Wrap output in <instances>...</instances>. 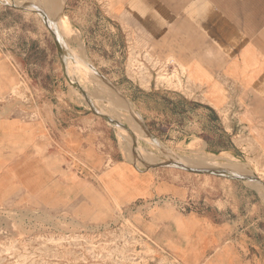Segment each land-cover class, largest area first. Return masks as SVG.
I'll use <instances>...</instances> for the list:
<instances>
[{
	"label": "rangeland",
	"instance_id": "rangeland-1",
	"mask_svg": "<svg viewBox=\"0 0 264 264\" xmlns=\"http://www.w3.org/2000/svg\"><path fill=\"white\" fill-rule=\"evenodd\" d=\"M58 1L0 0V264H181L151 233L158 227L149 221L159 219L163 209L231 210L239 230L264 240V186L175 165L152 166L178 159L202 168L246 169L264 181V159L239 152L186 151L170 143V136L159 137L139 109L160 112L171 108L172 99L182 101L185 69L174 57L151 52L146 38L135 35L126 5L120 12L116 0H64L58 10ZM33 2L51 11L49 21L65 55L42 15L33 10ZM69 70L94 107L128 130L121 131L92 110L69 81ZM139 84L160 89L148 92ZM40 125L44 132H32ZM68 126L87 129L89 140L115 153L114 161L103 165L108 169L103 174L113 179L118 193L126 189L123 171L128 167L122 170V165L113 164L123 160L134 167V174L155 171L161 180L182 187L183 194L126 206L117 203L103 214L79 212L80 197L60 210L33 205L28 191L16 187L17 179H28L39 157L42 165H49L53 130ZM23 127L29 131L23 132ZM102 182L111 189L108 181ZM109 190L105 191L111 195Z\"/></svg>",
	"mask_w": 264,
	"mask_h": 264
},
{
	"label": "crops",
	"instance_id": "crops-1",
	"mask_svg": "<svg viewBox=\"0 0 264 264\" xmlns=\"http://www.w3.org/2000/svg\"><path fill=\"white\" fill-rule=\"evenodd\" d=\"M63 1L56 3L58 10ZM116 4L120 12L126 5L129 26L146 38L151 52L174 57L185 69L186 85L179 90L182 101L172 99L171 108L160 112L139 109L146 125L186 151L239 152L264 159V0H116ZM139 87L148 92L160 89ZM86 130L81 126L53 130L49 165H42L39 157L28 179H17L16 187L28 191L33 205L60 210L80 197L79 212L103 214L117 203L126 206L183 194L182 187L161 180L155 171L134 174V167L123 160L113 164L122 165V170L128 167L123 171L127 180H122L126 189L118 193L113 179L103 174L108 170L103 165L114 161L115 153L89 140ZM33 131L44 129L40 125ZM115 178L120 180L117 172ZM158 213L159 219L149 221L158 227L152 236L181 264H264V240L239 230L231 210Z\"/></svg>",
	"mask_w": 264,
	"mask_h": 264
},
{
	"label": "water",
	"instance_id": "water-1",
	"mask_svg": "<svg viewBox=\"0 0 264 264\" xmlns=\"http://www.w3.org/2000/svg\"><path fill=\"white\" fill-rule=\"evenodd\" d=\"M34 11H36L37 13L41 14L46 25L49 27V29L51 30V33L53 34L54 36V39H55V42H56V45L58 47V50L60 51V54L61 55H65L66 54V51L64 49V47L62 46V44L60 43L59 39L57 38V34H56V31L53 27H51L50 23H49V19H48V16L47 14L42 10V9H33ZM68 76V75H67ZM68 79L70 82H72L75 86H77L80 91L83 93V95L85 96L87 102L89 103V105L91 106L92 110L100 115L101 117L105 118L107 121L115 124V125H121L122 127H124L126 130H128V128L121 122H119L118 120L100 112L99 110H97L93 103L91 102V100L89 99L88 95L85 93V91L82 89V87L75 81L71 80V78L68 76ZM135 147V146H134ZM170 166V165H175V166H178V167H182L184 169H187V170H190V171H195V172H204V173H212V174H217V175H223V176H228V177H232V178H237V179H246V180H249V181H253V182H256L262 186H264V181L261 180L260 178L256 177V176H239V175H233L231 174L228 170L224 169V168H197V167H193V166H190V165H187V164H184V163H181V162H177V161H169V162H165V163H159V164H152L153 167L155 166Z\"/></svg>",
	"mask_w": 264,
	"mask_h": 264
},
{
	"label": "bare ground",
	"instance_id": "bare-ground-1",
	"mask_svg": "<svg viewBox=\"0 0 264 264\" xmlns=\"http://www.w3.org/2000/svg\"><path fill=\"white\" fill-rule=\"evenodd\" d=\"M56 6V8L58 7V5L56 4L55 5ZM33 7H34V9L35 8H39V9H41L40 8V6H39V4L38 3H36V2H33ZM47 12H45L46 14H47V16H48V19H49V15H50V10H46ZM49 23H50V21H49ZM51 25V24H50ZM51 27H52V25H51ZM57 34V33H56ZM57 38L59 39V41H60V38H59V36H58V34H57ZM60 43H61V41H60ZM71 71L69 70V72H68V75L70 76V78H72L71 77ZM97 110H99V109H97ZM113 118V117H112ZM115 119V118H114ZM118 127L120 128V130L121 131H125L124 130V128L121 126V125H118ZM173 161H177V162H181V163H184V164H187L188 165V162H184V161H181V160H178V159H174ZM191 166H193V167H197V168H202L203 166H200V165H196V164H191ZM231 174H233V175H239V176H256V177H258V178H260L259 176H257L255 173L254 174H247L246 173V169H241V170H233V171H229ZM261 179V178H260Z\"/></svg>",
	"mask_w": 264,
	"mask_h": 264
}]
</instances>
